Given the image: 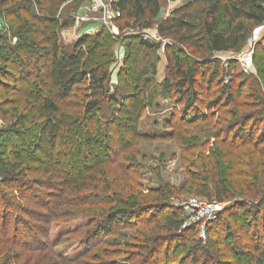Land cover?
I'll use <instances>...</instances> for the list:
<instances>
[{
    "label": "trees",
    "instance_id": "16d2710c",
    "mask_svg": "<svg viewBox=\"0 0 264 264\" xmlns=\"http://www.w3.org/2000/svg\"><path fill=\"white\" fill-rule=\"evenodd\" d=\"M68 1L58 0L57 5ZM33 2L40 4L39 0H0V111L11 118V127L1 135L28 139L7 157L0 152V240L7 242L0 241V255L7 253L9 244L26 252H53L58 244L49 240L53 222L71 225L80 221L81 225L67 229L65 235L86 230L79 238L85 248L72 259L59 254L65 262L83 259L91 253V243L97 246L126 226L144 225L148 228L138 232L140 244L134 245L138 251L124 256L128 264H136V260L153 264L160 245H165L169 258L191 244L183 256L175 261L164 259L162 264H264V235L260 233L264 227L259 228L256 220L264 210V196L259 198L264 126L256 136L264 124V58L255 60L257 75L251 77L245 97H238L234 74L226 80L231 72L211 57L238 53L246 47L255 29L264 25V0H194V6L177 9L165 20H159L160 0L114 1L121 31L155 29L159 37L171 42L164 46L166 76L158 83L161 45L132 36L131 42L138 41L139 54L136 59L130 44L128 60L138 62L139 71L125 69L129 78L121 73L114 92L109 82L115 63L112 47L118 38L101 31L82 37L74 51L68 52L54 27L57 21L34 13ZM197 6L202 8L198 17L193 13ZM7 19L16 43L2 26ZM70 26L69 21L64 22V28ZM242 77L245 74L239 79ZM203 90L208 93L206 99L200 96ZM138 92L141 98L157 96L172 102L175 114L167 124L170 135L149 137L138 131L145 111L157 103L148 101L133 113L129 107L139 101ZM201 124L210 129L201 130ZM195 130L202 131L201 135L193 136ZM169 138H181L189 177L183 190L216 203L231 202L209 224L206 241L199 238L195 227L181 231L183 211L171 202L179 192L176 187L162 183L144 195L129 182L134 170L131 162L117 168L123 184L107 179L113 174L108 167L121 156L126 158L136 140ZM42 143L49 150L44 160L34 153L42 151ZM91 170L99 171L104 180L97 183L100 192L83 194L84 185L79 184ZM247 195L252 198L250 206L245 199L236 198ZM94 198L97 203H92ZM98 204L101 207L93 214L74 215L71 211L73 216L66 217L68 207L78 212L83 205ZM242 208L247 210L237 213ZM240 217L243 220L237 223ZM123 254L117 249L108 256ZM100 256L91 258L98 264H123L103 261L106 251ZM4 261L10 263L8 257Z\"/></svg>",
    "mask_w": 264,
    "mask_h": 264
},
{
    "label": "rangeland",
    "instance_id": "374dc122",
    "mask_svg": "<svg viewBox=\"0 0 264 264\" xmlns=\"http://www.w3.org/2000/svg\"><path fill=\"white\" fill-rule=\"evenodd\" d=\"M38 2H33V12L38 15H45L47 17L54 18L57 21V24L54 26L57 30H59V41L66 48L68 52H73V47L78 43V41L84 36H94L101 31L106 33H111L118 38L117 42L113 45V52L115 54V63L112 66L111 70V79L109 82V88L112 92L115 91L117 84H119V75L121 73L125 74V78H129L126 74V70L134 69L135 72L139 71V63L133 62L131 59L128 60V51L129 46L132 44L134 47L132 51L135 53V58H138L139 52H136L138 47V41L131 42V37L134 35H138L140 37H144L146 40L152 41L154 43H159L161 48L158 50V55L160 57L158 63V74L156 76V80L158 83L164 81L166 76V68H167V53H165V43L169 40L161 38L157 35L155 29L151 30H123L121 31L120 25L116 21V11L113 8V0H69L63 5L58 6V0H39ZM161 2V13L159 15V20H165L169 18L173 12L177 9H182L184 7H188L189 5L194 6V0H160ZM201 6H197L193 9V13L198 17ZM7 21V22H6ZM3 22L6 27L7 36L12 40L13 43H16V37L11 35L9 32V20L7 19ZM69 21L71 23L70 27L64 28V22ZM2 27L0 26V31ZM170 42V41H169ZM171 43V42H170ZM182 48V47H181ZM183 49V48H182ZM86 48H82V51L86 52ZM133 55V54H132ZM213 59H218L221 62V65L227 72H231L230 75H226L225 79L228 80V76L235 77V85L239 86L236 90L238 97H245V92L248 87L249 82L252 80L251 77H256L257 72L255 69V60L258 62L262 61L264 58V25L255 29L251 38L246 44V47L238 53L228 52V53H220L214 54L211 56ZM125 70V71H124ZM245 74L246 77H242L239 79L240 75ZM244 81H246V85L244 86ZM199 82L202 84V77L199 79ZM241 84V85H240ZM206 85V84H205ZM217 86H213L215 89ZM206 88V86H205ZM200 96L202 99H206L207 94L205 90L200 92ZM141 93L138 92L137 96H139V101L136 102L135 106H130L129 108L133 113H135L138 109V106L146 104L148 101L152 103H156L155 106L148 108L145 111L143 118H141L139 122V132L142 135H147L149 137H164L168 136L171 133V130L168 129V123L172 119L174 113L173 104L171 101H163L161 99H157V96L151 98L149 97H140ZM75 99V98H74ZM241 101V98H238ZM129 100L125 101V104H128ZM199 104V103H198ZM196 104V105H198ZM200 105V104H199ZM125 106V105H124ZM69 107V106H68ZM65 111L68 113H75L73 109L63 107ZM5 109H7L5 107ZM123 112L126 110L122 106L120 108ZM179 110L177 111V113ZM216 121V119H214ZM252 125V123H249ZM259 127V131L257 135L260 134L262 127ZM11 127V118L9 115H5L3 111H0V152L4 157L12 152V150H17L23 142H26L28 139L23 136H2L3 131L8 130ZM203 131H207L210 127L207 124H201L199 127ZM202 132V131H201ZM198 131H194L192 135L199 134ZM2 134V135H1ZM177 136V135H176ZM189 137V135H188ZM77 138V137H76ZM30 139V138H29ZM181 139V138H180ZM177 138H169V139H138L134 144V147L128 151V155L122 156L119 159L118 163H115L113 166L108 167L111 168L113 172L112 175L109 174L107 177L108 181L111 183L115 180L117 183L123 184V178L119 177L120 169H117L121 163H132V168L134 169L131 173L133 174L130 177V184L133 185L140 192L142 191L144 195H146L150 190L158 189L162 183H166L168 185L176 187L179 192L171 198V202L178 205L181 201L197 198L201 201L207 202L208 204L216 203L215 201H210L202 196H198L194 193H187L186 189L183 190L188 177V172L185 163L182 158H185L182 152V142ZM210 143H213V139H211ZM42 151L34 152L37 157L40 159H45L47 154L49 153L48 147L42 143ZM209 147V146H208ZM206 147L207 150L210 148ZM44 151V152H43ZM95 151H98L95 149ZM199 150H196L198 153ZM129 161V162H128ZM185 161V160H184ZM93 167L95 164L90 163ZM107 166H104L106 168ZM96 168H93V170ZM88 171L87 180L81 182L79 185H84L83 194L92 193L93 191L99 190V185L97 183L100 180H104L103 176L99 171ZM93 171V172H92ZM97 187V188H95ZM102 187V186H101ZM47 191V190H46ZM68 191V190H67ZM72 191V190H71ZM71 191H68L70 193ZM44 193V191H42ZM40 192V194H42ZM67 193V192H66ZM39 195V194H38ZM264 196V177L261 182V194L259 196ZM152 197L149 195V199ZM236 198L245 199L246 205H252L249 201H252L250 196H240ZM259 198L255 200V203H258ZM215 200V199H214ZM53 201V200H51ZM52 205L54 201L51 202ZM50 203V204H51ZM92 203H97L94 201ZM231 202H225L224 204H229ZM101 204L98 205H83L78 212L71 210L68 207V216L79 215L83 213H94V211H99ZM58 209V208H57ZM247 208L238 209L237 213L241 214L243 211H246ZM72 211V212H71ZM74 211V212H73ZM85 211V212H84ZM60 212V208L58 209V213ZM73 213L69 215V213ZM221 215V214H220ZM264 210L257 215V223L259 224V228L264 227ZM225 219H228L226 217ZM231 219V218H230ZM235 219V218H232ZM242 218L238 219V222ZM64 220V218L62 219ZM243 220V219H242ZM56 221V220H54ZM233 221V220H231ZM58 223H54L51 225V231L49 233V240H54L58 242L56 248H53V252H26L20 249L16 244L14 245H6L7 253L0 255V264H5L4 259L6 257L9 258V264H98L95 262L91 256L93 255H101L104 251L107 252L106 258L103 257V261L111 262L117 260L119 262L122 261L123 264L127 263L125 261L124 256H130L132 254L131 251H138L137 248H134V245L140 244V233L138 232L147 230V226H126L122 230H118L112 237H108V240L99 242L96 246L95 243H91L89 248H95V250H91V253L84 257L81 260L76 262H65L61 258H59V254L65 255L68 259L76 258L78 254H80L85 245L81 244L79 238L85 235L86 230H83L81 233H74L65 235L67 229L68 231H72L74 227H78L82 222L76 221L71 225H62L60 221ZM241 222V221H240ZM80 224V225H81ZM153 227V226H152ZM150 228V227H149ZM256 232V230H254ZM264 235V229L260 232ZM1 236V235H0ZM65 236V237H64ZM153 236V234H152ZM64 237V238H62ZM62 238V239H61ZM243 240H245L242 237ZM4 244L7 242L4 239ZM0 240V241H1ZM241 242V241H240ZM131 245V246H128ZM192 245V244H191ZM190 245V246H191ZM1 246V245H0ZM190 246H188L190 248ZM133 247V248H132ZM165 245H160L158 251L155 253L153 264H162L164 259H168L171 261H175L180 255H184L186 253V249H179L178 251H174V255L166 258L167 250L164 248ZM188 248V249H189ZM123 251L124 254L120 257L116 256H108V253L113 251ZM187 249V250H188ZM100 256V257H101ZM248 256L243 259V261H247ZM136 264H139V261L136 260ZM128 264V263H127Z\"/></svg>",
    "mask_w": 264,
    "mask_h": 264
},
{
    "label": "built area",
    "instance_id": "2783aa9c",
    "mask_svg": "<svg viewBox=\"0 0 264 264\" xmlns=\"http://www.w3.org/2000/svg\"><path fill=\"white\" fill-rule=\"evenodd\" d=\"M116 16L119 17L120 14L117 12ZM178 206L182 209L184 218L181 231L195 227L199 238L206 241L209 224L214 222L230 206V203L208 204L200 199L191 198L181 201Z\"/></svg>",
    "mask_w": 264,
    "mask_h": 264
}]
</instances>
